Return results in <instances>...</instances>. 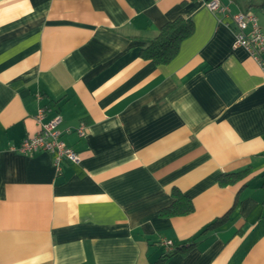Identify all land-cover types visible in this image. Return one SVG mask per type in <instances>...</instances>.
Here are the masks:
<instances>
[{"label":"crops","instance_id":"crops-1","mask_svg":"<svg viewBox=\"0 0 264 264\" xmlns=\"http://www.w3.org/2000/svg\"><path fill=\"white\" fill-rule=\"evenodd\" d=\"M204 1L0 0V264H264V54L227 25L248 12L264 35V0ZM180 17L174 60L144 59ZM40 108L79 164L17 150ZM174 188L194 211L161 217Z\"/></svg>","mask_w":264,"mask_h":264},{"label":"built area","instance_id":"built-area-1","mask_svg":"<svg viewBox=\"0 0 264 264\" xmlns=\"http://www.w3.org/2000/svg\"><path fill=\"white\" fill-rule=\"evenodd\" d=\"M204 4L211 12L224 14L228 12V6H225L221 0H205ZM232 19L234 27L230 24L227 25L234 30V47H243L252 58L261 61V56L264 54V35L257 18L251 13L239 12L233 15ZM37 98L41 99L42 97L38 94ZM44 115L45 110L40 108L36 116L39 131L35 135L26 138L17 150L24 155L51 154L54 166L58 172L61 171L63 162L79 164L81 156L64 142L62 132L59 130L62 118L56 116L49 122L44 123L42 122ZM86 129L87 127L81 124L75 131L79 136L83 137L86 135ZM163 244L168 251L174 248L172 241H165Z\"/></svg>","mask_w":264,"mask_h":264},{"label":"trees","instance_id":"trees-1","mask_svg":"<svg viewBox=\"0 0 264 264\" xmlns=\"http://www.w3.org/2000/svg\"><path fill=\"white\" fill-rule=\"evenodd\" d=\"M194 32V23L190 19L180 17L174 21L166 23L157 36L149 40L141 49V56L152 61L156 65L169 64L178 55L182 42L190 37ZM249 175V169H244L220 175L221 186L237 184L245 180ZM172 202L169 206L161 209V217L187 216L194 211L191 198L177 188L172 190ZM191 239L188 243L174 247L165 253L164 258H168L176 253L187 255L195 247L196 243Z\"/></svg>","mask_w":264,"mask_h":264}]
</instances>
